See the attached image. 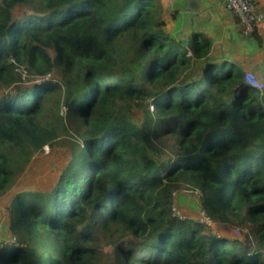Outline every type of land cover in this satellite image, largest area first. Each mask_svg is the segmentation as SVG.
Returning <instances> with one entry per match:
<instances>
[{
    "label": "trees",
    "instance_id": "1",
    "mask_svg": "<svg viewBox=\"0 0 264 264\" xmlns=\"http://www.w3.org/2000/svg\"><path fill=\"white\" fill-rule=\"evenodd\" d=\"M167 22L161 0H0V196L68 147L13 195L0 264H264V88ZM181 185L243 237L172 215Z\"/></svg>",
    "mask_w": 264,
    "mask_h": 264
},
{
    "label": "rangeland",
    "instance_id": "2",
    "mask_svg": "<svg viewBox=\"0 0 264 264\" xmlns=\"http://www.w3.org/2000/svg\"><path fill=\"white\" fill-rule=\"evenodd\" d=\"M161 2L164 7V15L168 21V26H174L177 32H181L184 35L188 34L189 30L194 26V21H188L187 19L190 14L187 4L170 0H161ZM244 58L245 54L240 56L241 61H243ZM236 63L240 65L239 62L236 61ZM261 79L264 83V78ZM66 138H68V136ZM162 146L166 153L172 154L170 142L164 140ZM67 148L63 139L58 140L57 143H54L52 146L45 145L42 151L32 159L27 169L19 176L16 183L0 196V245L9 240L15 241L7 222L13 195L21 190L43 189L50 186L54 182L60 168L66 162ZM202 197L203 192L201 190L189 189L181 185L180 189L173 197V205L179 210L181 215L197 220L200 212L204 210V208H202ZM206 228L211 233L237 238L243 237L245 232L244 229L231 225L230 223H224L221 220L213 221V224ZM112 248L113 246L111 244H106L104 246V249L107 251L112 250Z\"/></svg>",
    "mask_w": 264,
    "mask_h": 264
},
{
    "label": "crops",
    "instance_id": "3",
    "mask_svg": "<svg viewBox=\"0 0 264 264\" xmlns=\"http://www.w3.org/2000/svg\"><path fill=\"white\" fill-rule=\"evenodd\" d=\"M170 1L185 3L190 10L187 19L194 21V26L185 35L195 31L206 34L212 40V57L233 63L237 61L245 72L252 71L259 79L264 78V21L256 25L253 36H244L237 18L217 0ZM255 3L258 8L264 6V0H255ZM258 36L261 37L260 43L256 39ZM244 54L241 61L240 56Z\"/></svg>",
    "mask_w": 264,
    "mask_h": 264
},
{
    "label": "built area",
    "instance_id": "4",
    "mask_svg": "<svg viewBox=\"0 0 264 264\" xmlns=\"http://www.w3.org/2000/svg\"><path fill=\"white\" fill-rule=\"evenodd\" d=\"M217 2L226 10L234 14L240 23L241 33L244 36H250L255 31L256 25L264 21V6L262 8H258L255 0H217ZM244 77L246 82L251 86L260 90L263 89V81L259 79L254 72L246 71ZM171 212L172 215L178 217L179 219L184 220L187 218L186 216L181 215L173 203L171 205ZM198 216V221H195L203 226L208 227L213 224L214 220L207 213H205L204 210H202Z\"/></svg>",
    "mask_w": 264,
    "mask_h": 264
}]
</instances>
